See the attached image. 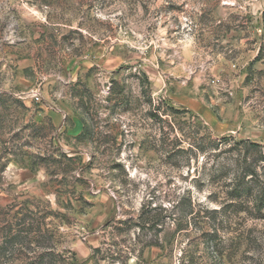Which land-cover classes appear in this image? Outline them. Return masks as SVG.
<instances>
[{"label":"rangeland","instance_id":"obj_1","mask_svg":"<svg viewBox=\"0 0 264 264\" xmlns=\"http://www.w3.org/2000/svg\"><path fill=\"white\" fill-rule=\"evenodd\" d=\"M241 140L259 166L264 0H0V264H264V220L181 217Z\"/></svg>","mask_w":264,"mask_h":264},{"label":"trees","instance_id":"obj_2","mask_svg":"<svg viewBox=\"0 0 264 264\" xmlns=\"http://www.w3.org/2000/svg\"><path fill=\"white\" fill-rule=\"evenodd\" d=\"M152 116L156 117L154 114ZM231 140H233L232 137H224L210 143L219 149L221 145H226ZM236 145L244 146V156L239 153L237 158L232 159V163L228 159L220 160L214 163L210 169L212 177L217 175L218 179L230 181L228 185L224 186L226 189V205L220 210L199 211L195 215H193V212L189 215L183 213L181 217L186 220L189 219V224L195 221L196 217H200L202 213L208 220L213 221L217 220L219 215L225 219L229 218L231 214L236 216L249 214L254 219L264 220V157L257 160L261 163L259 166H253L252 163L249 164L248 162L251 150H257L260 146L245 140L236 142ZM189 148L190 151L196 150L197 153H204L205 151L199 144L191 145ZM179 151L183 152L184 150ZM232 167L234 169H231ZM213 241L214 238H211L210 242Z\"/></svg>","mask_w":264,"mask_h":264}]
</instances>
